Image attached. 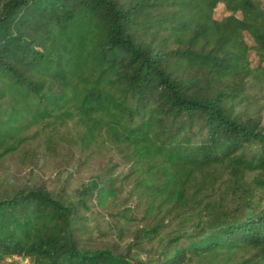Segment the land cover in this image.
Listing matches in <instances>:
<instances>
[{
  "label": "trees",
  "instance_id": "1",
  "mask_svg": "<svg viewBox=\"0 0 264 264\" xmlns=\"http://www.w3.org/2000/svg\"><path fill=\"white\" fill-rule=\"evenodd\" d=\"M253 86L264 89V0H2L0 161L47 137L109 145L129 173L97 176L72 199L44 186L0 198V264H143L80 242L92 207L109 211L129 183L152 217L134 239L197 213L150 264H264V206L211 197L220 169L230 193L264 192L261 121L229 106Z\"/></svg>",
  "mask_w": 264,
  "mask_h": 264
},
{
  "label": "rangeland",
  "instance_id": "2",
  "mask_svg": "<svg viewBox=\"0 0 264 264\" xmlns=\"http://www.w3.org/2000/svg\"><path fill=\"white\" fill-rule=\"evenodd\" d=\"M2 0H0V3ZM227 13L222 5L215 11V17L222 19ZM254 67L258 58L251 55ZM233 116L254 118L261 121L264 129V89L250 87L245 94L229 103ZM63 128L62 133L67 134ZM119 159L109 145H101L92 149H82L66 139L56 145L48 142L47 137L30 141L15 155L0 161V198L13 193L44 186L52 196L72 199L76 192L97 176L109 171L113 176L122 179L129 173L127 166L116 167ZM217 179L211 197L217 203L227 205L229 209H244L246 201H251L253 208L264 206V192L247 185L236 195L231 192V179L222 169L214 173ZM250 182V180H248ZM149 198L141 197L135 192L132 183L121 188L118 200L109 211L93 206L91 210L92 227L85 233L81 247L89 250L108 248L115 253H130L131 260L150 264L153 253L160 251L168 239L185 236L194 231L197 222L196 212L181 211L165 221L167 228L152 241L146 238L134 239L131 233L136 228L147 226L152 217L146 218L145 210ZM124 209L129 211L125 216ZM130 220V221H128Z\"/></svg>",
  "mask_w": 264,
  "mask_h": 264
},
{
  "label": "built area",
  "instance_id": "3",
  "mask_svg": "<svg viewBox=\"0 0 264 264\" xmlns=\"http://www.w3.org/2000/svg\"><path fill=\"white\" fill-rule=\"evenodd\" d=\"M16 261L18 264H31L30 260L27 258H22V257H13L9 259L8 261Z\"/></svg>",
  "mask_w": 264,
  "mask_h": 264
}]
</instances>
